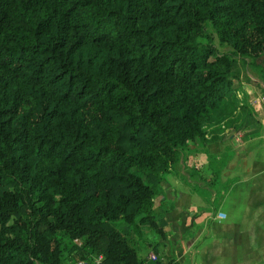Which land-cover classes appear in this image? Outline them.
Returning <instances> with one entry per match:
<instances>
[{
	"label": "trees",
	"instance_id": "16d2710c",
	"mask_svg": "<svg viewBox=\"0 0 264 264\" xmlns=\"http://www.w3.org/2000/svg\"><path fill=\"white\" fill-rule=\"evenodd\" d=\"M237 56L264 63V0H0V264H179L136 242L238 120Z\"/></svg>",
	"mask_w": 264,
	"mask_h": 264
},
{
	"label": "crops",
	"instance_id": "0c3cea01",
	"mask_svg": "<svg viewBox=\"0 0 264 264\" xmlns=\"http://www.w3.org/2000/svg\"><path fill=\"white\" fill-rule=\"evenodd\" d=\"M238 113L240 124L233 131H239V142L231 133L204 146L199 139L185 146L186 152L204 151L199 159L204 195L194 189L199 186L195 172L184 171L189 163L182 150L172 171L164 174L153 205L163 219V235L150 231L148 241L136 242L146 262L264 264V106Z\"/></svg>",
	"mask_w": 264,
	"mask_h": 264
},
{
	"label": "rangeland",
	"instance_id": "374dc122",
	"mask_svg": "<svg viewBox=\"0 0 264 264\" xmlns=\"http://www.w3.org/2000/svg\"><path fill=\"white\" fill-rule=\"evenodd\" d=\"M214 42L219 50H229L230 49V47L227 45L219 44L217 39H215ZM259 66H261L264 71V64L260 60H258L257 62H253L252 59L248 56H237L236 57L235 66H234L235 79L233 82V88H234L233 91H234L235 97L237 98V102H238L237 109L241 110L242 105L245 104L247 113H249L250 109L254 110V107L248 104V101L251 98L264 92V75L262 74L261 70L258 69ZM250 114L252 116V113ZM238 115H240V113H238ZM239 119H240V116L238 120H235L232 122V125L226 127L223 131H219L217 133L216 138L220 137L221 134H223L222 138L228 139L231 133H233L232 131L239 127V124H240L238 122ZM245 122H247V120ZM202 142H203L202 145L204 146L207 140H205V142L204 141ZM208 144L211 145L210 141L208 142ZM182 152L184 155L183 156L184 162L189 163V165H187V169L184 171L189 173L190 171L193 170L195 172V173H192V175L195 176L194 178L198 177L199 186L196 187L194 185V189H198V191L202 192V195H204L206 177H205L204 170L199 169V167H201L200 165H202V164L199 165L200 163L199 159H201L204 155L203 149L202 148L192 149L190 150V152L188 151L186 152L185 147H184L182 149ZM191 178L194 179L193 177ZM152 235L158 236V234L155 232H152ZM146 236H150L148 235V232L146 233ZM147 240L148 239L145 237L144 239H137V242L142 243Z\"/></svg>",
	"mask_w": 264,
	"mask_h": 264
},
{
	"label": "built area",
	"instance_id": "2783aa9c",
	"mask_svg": "<svg viewBox=\"0 0 264 264\" xmlns=\"http://www.w3.org/2000/svg\"><path fill=\"white\" fill-rule=\"evenodd\" d=\"M249 103L255 107V108H258L260 105H263L264 106V94L261 93L253 98H251L249 100ZM232 137L233 139L236 141V142H239L240 140V135H239V131H233L232 133ZM77 240V239H76ZM154 257V256H153ZM102 258V255L99 254L97 255L96 257V260H100ZM73 264H88V261L86 259H77L74 261Z\"/></svg>",
	"mask_w": 264,
	"mask_h": 264
}]
</instances>
